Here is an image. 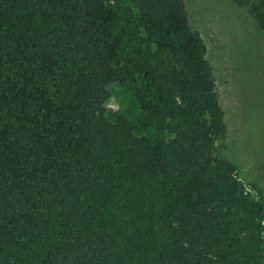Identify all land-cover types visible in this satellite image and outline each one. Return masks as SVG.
Segmentation results:
<instances>
[{"label":"trees","instance_id":"16d2710c","mask_svg":"<svg viewBox=\"0 0 264 264\" xmlns=\"http://www.w3.org/2000/svg\"><path fill=\"white\" fill-rule=\"evenodd\" d=\"M222 133L183 0H0V264H264Z\"/></svg>","mask_w":264,"mask_h":264},{"label":"rangeland","instance_id":"374dc122","mask_svg":"<svg viewBox=\"0 0 264 264\" xmlns=\"http://www.w3.org/2000/svg\"><path fill=\"white\" fill-rule=\"evenodd\" d=\"M256 1V0H254ZM190 29L205 46L223 133L215 156L227 159L244 188L264 195V45L246 10L232 0H183ZM138 87L140 85L138 84ZM108 113L116 110L112 97Z\"/></svg>","mask_w":264,"mask_h":264}]
</instances>
